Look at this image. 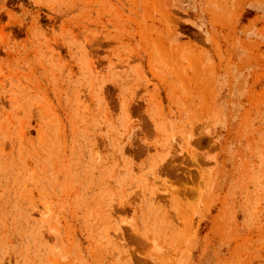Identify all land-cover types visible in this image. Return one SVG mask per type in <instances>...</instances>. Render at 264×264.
I'll use <instances>...</instances> for the list:
<instances>
[{
	"label": "rangeland",
	"instance_id": "rangeland-1",
	"mask_svg": "<svg viewBox=\"0 0 264 264\" xmlns=\"http://www.w3.org/2000/svg\"><path fill=\"white\" fill-rule=\"evenodd\" d=\"M0 264H264V0H0Z\"/></svg>",
	"mask_w": 264,
	"mask_h": 264
}]
</instances>
